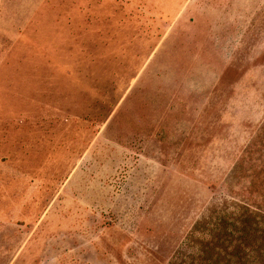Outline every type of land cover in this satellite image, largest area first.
<instances>
[{"label":"rangeland","instance_id":"374dc122","mask_svg":"<svg viewBox=\"0 0 264 264\" xmlns=\"http://www.w3.org/2000/svg\"><path fill=\"white\" fill-rule=\"evenodd\" d=\"M0 264H264V0H0Z\"/></svg>","mask_w":264,"mask_h":264}]
</instances>
